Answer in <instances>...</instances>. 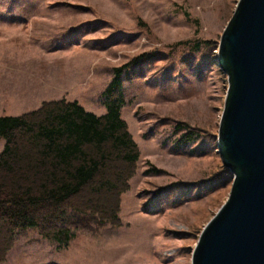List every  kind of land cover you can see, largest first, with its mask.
I'll return each instance as SVG.
<instances>
[{
    "label": "rangeland",
    "instance_id": "rangeland-1",
    "mask_svg": "<svg viewBox=\"0 0 264 264\" xmlns=\"http://www.w3.org/2000/svg\"><path fill=\"white\" fill-rule=\"evenodd\" d=\"M236 2L0 0V117L61 99L103 115L113 69L155 54L124 83L121 118L140 158L119 227L79 217L60 248L26 229L0 264H192L197 236L231 189L217 148L228 90L217 55ZM195 47L198 70L187 71L181 61ZM188 130L193 140L178 144Z\"/></svg>",
    "mask_w": 264,
    "mask_h": 264
},
{
    "label": "trees",
    "instance_id": "trees-1",
    "mask_svg": "<svg viewBox=\"0 0 264 264\" xmlns=\"http://www.w3.org/2000/svg\"><path fill=\"white\" fill-rule=\"evenodd\" d=\"M199 50L195 47L181 61L187 71L198 70ZM154 56L144 54L113 69L101 95L103 115L61 99L19 116L0 117V263L26 229L60 248L75 237L71 226L79 225L74 222L79 217L119 227L120 198L129 190L140 158L121 118L124 83L141 78L136 66ZM194 135L188 130L177 143L186 145Z\"/></svg>",
    "mask_w": 264,
    "mask_h": 264
},
{
    "label": "water",
    "instance_id": "water-1",
    "mask_svg": "<svg viewBox=\"0 0 264 264\" xmlns=\"http://www.w3.org/2000/svg\"><path fill=\"white\" fill-rule=\"evenodd\" d=\"M217 64L228 80L217 148L232 183L192 264H264V0H237Z\"/></svg>",
    "mask_w": 264,
    "mask_h": 264
}]
</instances>
